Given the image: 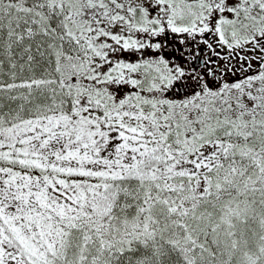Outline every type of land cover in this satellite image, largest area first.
<instances>
[{"label":"snow or ice","instance_id":"snow-or-ice-1","mask_svg":"<svg viewBox=\"0 0 264 264\" xmlns=\"http://www.w3.org/2000/svg\"><path fill=\"white\" fill-rule=\"evenodd\" d=\"M0 264H264V0H0Z\"/></svg>","mask_w":264,"mask_h":264}]
</instances>
